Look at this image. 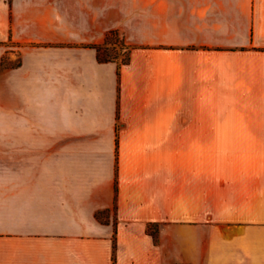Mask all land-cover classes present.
<instances>
[{"label":"crops","instance_id":"0c3cea01","mask_svg":"<svg viewBox=\"0 0 264 264\" xmlns=\"http://www.w3.org/2000/svg\"><path fill=\"white\" fill-rule=\"evenodd\" d=\"M14 7L0 264H196L207 215L264 222V0ZM111 31L126 62L98 57ZM207 145L244 147L241 175L207 171Z\"/></svg>","mask_w":264,"mask_h":264},{"label":"rangeland","instance_id":"374dc122","mask_svg":"<svg viewBox=\"0 0 264 264\" xmlns=\"http://www.w3.org/2000/svg\"><path fill=\"white\" fill-rule=\"evenodd\" d=\"M14 0H0V145H5L12 137L7 135V128L21 127V107L13 105L7 97L5 86L7 69L16 68L21 63L20 42L15 38L17 33L13 29ZM16 34V35H15ZM118 52V51H117ZM121 51L120 58L125 55ZM20 139V136H14ZM209 138V137H207ZM207 171L220 170L225 175H241L246 167V150L238 146L237 150L229 147H213L207 145ZM237 223H225V217H206L205 248H195L193 260L197 264L205 261L210 264L212 259L222 264L237 260V264H263L264 255V222H246L244 209H238ZM250 218V217H249ZM248 218V219H249ZM254 220L261 217L254 216ZM153 234L159 232L152 231ZM248 240V241H247ZM231 241H237L232 244ZM249 242V246H247ZM220 244V246H216ZM232 244V245H231ZM215 245V246H214ZM175 257L182 259L186 256L185 248H175ZM204 251V254H203ZM193 264V263H190Z\"/></svg>","mask_w":264,"mask_h":264},{"label":"trees","instance_id":"16d2710c","mask_svg":"<svg viewBox=\"0 0 264 264\" xmlns=\"http://www.w3.org/2000/svg\"><path fill=\"white\" fill-rule=\"evenodd\" d=\"M122 43L119 39V35L117 31H111L108 36L107 40L102 45H95L97 51H98V57L101 61H110V60H116L119 58L120 54L117 52V50L112 47V45ZM128 60V52L125 53V55L121 58L122 62H126Z\"/></svg>","mask_w":264,"mask_h":264},{"label":"built area","instance_id":"2783aa9c","mask_svg":"<svg viewBox=\"0 0 264 264\" xmlns=\"http://www.w3.org/2000/svg\"><path fill=\"white\" fill-rule=\"evenodd\" d=\"M124 51H126V49Z\"/></svg>","mask_w":264,"mask_h":264}]
</instances>
